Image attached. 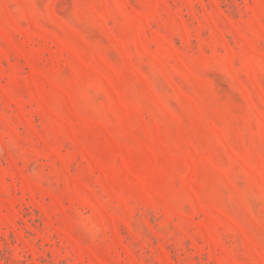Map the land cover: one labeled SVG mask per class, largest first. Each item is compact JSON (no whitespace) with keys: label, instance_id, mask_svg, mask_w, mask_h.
I'll return each instance as SVG.
<instances>
[{"label":"rangeland","instance_id":"obj_1","mask_svg":"<svg viewBox=\"0 0 264 264\" xmlns=\"http://www.w3.org/2000/svg\"><path fill=\"white\" fill-rule=\"evenodd\" d=\"M0 264H264V0H0Z\"/></svg>","mask_w":264,"mask_h":264}]
</instances>
